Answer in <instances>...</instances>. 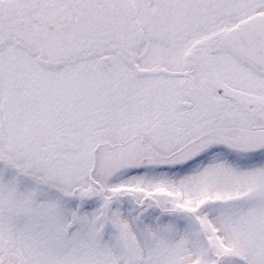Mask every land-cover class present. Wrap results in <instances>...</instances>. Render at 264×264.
Listing matches in <instances>:
<instances>
[{
  "label": "snow or ice",
  "instance_id": "obj_1",
  "mask_svg": "<svg viewBox=\"0 0 264 264\" xmlns=\"http://www.w3.org/2000/svg\"><path fill=\"white\" fill-rule=\"evenodd\" d=\"M0 264H264V0H0Z\"/></svg>",
  "mask_w": 264,
  "mask_h": 264
}]
</instances>
